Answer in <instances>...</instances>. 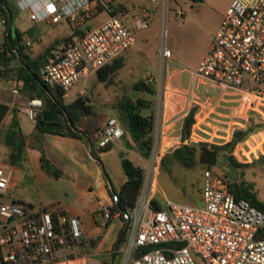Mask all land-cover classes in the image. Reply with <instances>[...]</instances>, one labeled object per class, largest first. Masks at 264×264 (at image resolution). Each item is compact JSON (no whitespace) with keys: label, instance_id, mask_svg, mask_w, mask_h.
Returning a JSON list of instances; mask_svg holds the SVG:
<instances>
[{"label":"built area","instance_id":"built-area-1","mask_svg":"<svg viewBox=\"0 0 264 264\" xmlns=\"http://www.w3.org/2000/svg\"><path fill=\"white\" fill-rule=\"evenodd\" d=\"M162 1L167 6V0ZM15 4L28 10L33 21L46 19L52 23L69 18L81 25L100 8L106 7L110 12L104 21L86 29L83 35L68 39L48 52L39 74L52 87L66 90L135 41L132 29L114 11L111 0H15ZM0 5L4 6L3 0ZM150 10L151 7H145L135 17V27L149 25ZM177 13L181 16L183 11L177 9ZM3 25L6 18L0 10V51L3 50ZM165 33L166 28L164 36ZM160 60L165 73L160 89L163 93L169 91L185 97L184 115L194 105L203 103L205 96L195 91L203 83L206 88L217 90L218 98L226 94L234 96L226 114L229 139L235 130L247 129L250 122L264 120V0L229 1L209 47L197 69L191 71L187 90L180 91L165 83L166 76L182 66L173 64V52L164 37ZM6 75L10 91L19 93L23 80L12 70ZM10 105L14 107L15 103ZM42 107V98L33 96L21 109L35 124ZM199 115L200 109H197L193 124L198 122ZM253 116L259 119L251 118ZM260 132L262 130L258 131L261 135ZM123 133L119 118L110 115L98 131L96 145L111 144ZM246 136L253 134L248 132ZM160 150V145L154 144V161L159 152L162 153ZM151 180L147 175L144 177L136 206L131 214L125 213L129 236L124 248V264H199L198 260L201 264H264V211L247 198L236 197L221 174L204 169L201 206L171 198L162 207L152 206V195L148 193ZM12 185V165L0 162V195L7 194ZM104 215H109L108 209ZM61 221L65 225L56 228L49 209H33L22 200H0V245L6 247L5 252L0 250L1 262L46 264L76 253L82 243L80 220L74 214L63 212ZM143 246L148 248L135 254L136 249Z\"/></svg>","mask_w":264,"mask_h":264},{"label":"rangeland","instance_id":"rangeland-1","mask_svg":"<svg viewBox=\"0 0 264 264\" xmlns=\"http://www.w3.org/2000/svg\"><path fill=\"white\" fill-rule=\"evenodd\" d=\"M7 1L10 4L12 12L10 21L13 35L14 28H18L22 32L23 40L31 41L33 52L43 50L51 45H56L55 43L57 42L54 37L60 39L63 35H66L69 30H73L72 23L66 18H62L59 23L54 25L48 23L46 19L33 21L29 18L28 10L20 9L15 4V0ZM118 1L124 4L125 10L117 6L114 11L118 9L116 13L132 29L135 35V41L121 52L124 58V65L107 81H99L96 78L95 71L90 72L66 89L63 100L69 103L79 95L86 97V102L92 105L95 112L88 114L83 119L82 124L89 130H96V124L102 121L104 122L106 120V115H113L120 118L119 111L114 105L122 97L128 95L136 97L141 95L150 99L151 107L146 111H152L155 115L154 126L151 130L154 138L153 146L154 144L162 142L163 147L160 150L162 153L159 152L156 159L157 161H154L152 150L150 155L145 158L139 152L137 142L131 139L130 156L143 167L144 177L147 175V178L151 180L156 176V187L153 196L163 205L167 199L171 198L191 205L201 206L203 204V197L200 190L201 181L200 188L192 184L194 176L202 179L203 169H201L199 165L196 171L173 165L170 174L165 167L161 168V158L164 154L182 141L181 130L183 120L181 124L180 122L175 123L170 136L164 137L163 140L159 137L160 105L165 95L160 89V84L165 77L163 71L164 65H162V61L160 60V48L164 37L165 43L173 52V64L182 66L171 78V84L178 85L182 88L188 87L191 82V71L197 69L224 14L226 0H167V6L162 2L159 7L151 8L150 23L147 27L143 28L135 27L133 18L139 15L141 7L146 1ZM177 9L183 11L181 16L177 13ZM109 13L106 7L100 8L88 16L86 24L89 28H92L108 17ZM5 27L6 25L2 26V31ZM164 28H166L165 36ZM139 79H144L145 82L153 84L156 91L154 93H149L143 89H134L133 84ZM195 91L205 96L203 97L204 100L212 98V103H208L211 104L210 108L205 107L204 111L201 112L198 124H193L196 133H191V136L185 138L183 141L205 140L214 144H224L229 138L227 131L229 122H226L229 120V117L220 115L212 108L213 102L218 98L219 92L217 90L213 91L211 88H206L203 83H201ZM166 94H168V99L172 104H177L178 106L179 103H182V101H177V95H169V91H167ZM218 110L221 111L220 108H218ZM178 114L179 113H176L175 116ZM224 119L226 121H224ZM5 124L6 121L0 127L1 163L5 158L4 153L6 151V146L1 141ZM199 125L202 126L205 131H201L197 127ZM20 126L22 130H27L31 128L32 125L25 118L21 117ZM100 127L96 130V134L93 133L95 136L93 141L94 155L98 154L96 136L98 135ZM248 127L251 128L250 133L253 134V137L246 136L247 141L242 140L241 143L237 144V147H241L248 155L243 153L241 149L237 151V154L232 152L237 161L246 163L236 164L230 162L223 155V152L226 154L229 152V148H221L219 149V156L211 168L219 173L226 172V176L230 178L240 179L244 177L252 183L257 198L264 202V122L260 120L252 121ZM259 130H262L261 135L258 133ZM200 135L204 138H200ZM249 149H251V151H249ZM120 152L121 151L118 153L121 157ZM153 162L155 166H153ZM25 165L26 161L23 158L17 161L16 164L13 165L15 167L14 174L18 175V169H16L18 166ZM19 190L26 192L32 197L38 192L31 178L25 176L21 179L19 184H16L14 189L7 194L0 195V200L10 202L13 198L18 196ZM152 190L153 183L149 185L148 193H151ZM33 203V205L30 204L31 207L33 209H38V203ZM117 220L118 218L114 220V222ZM128 236L129 232H126V239ZM126 239L122 241L119 246L117 245L118 247L121 246V249L115 247L114 251L111 250L107 252L104 250L105 246H103L101 247V252H97V245L93 244L88 246L90 255L83 257L82 260L74 259L79 253L77 251L69 256V260L64 261L63 259H59L52 264H101L103 259L107 260L108 264H124ZM0 250L5 252L6 247L0 245ZM198 263L201 264V261L198 260Z\"/></svg>","mask_w":264,"mask_h":264},{"label":"trees","instance_id":"trees-1","mask_svg":"<svg viewBox=\"0 0 264 264\" xmlns=\"http://www.w3.org/2000/svg\"><path fill=\"white\" fill-rule=\"evenodd\" d=\"M3 3L4 6L0 5V10L5 15L7 25L9 23L8 10L10 11V14L12 12L8 1L3 0ZM77 32L79 35L84 34V30L82 28H78ZM2 45L3 50L0 51V73L6 74L8 71L12 70L23 80L24 90H28L32 95L42 98L43 108H54L59 114L58 120L51 121L43 119L41 112H39L34 127L42 132L66 134L84 138L85 140L87 139V136L89 137L92 145V152H94L93 141L95 136L93 131L84 127L82 124L83 119L88 114L95 112L92 105L86 102L87 98L79 95L69 103L64 102L63 96L66 90L60 87L50 86L41 78L39 74V68L43 63V57L45 54L42 53L36 56H31L27 51V45L23 42L22 32L18 28H14V35L12 33V27L8 29L7 33H3ZM123 65L124 58L121 54H119L110 62H107L95 70L96 78L99 81H107ZM133 87L134 89H143L149 93H154L156 91L155 86L151 83L145 82L144 79L135 81ZM114 106L119 111V120L121 119L120 122L124 127L123 137L137 142L139 152L143 157L147 158L151 153L154 139L151 130L154 126L155 115L152 111H146L151 107V100L141 95L136 97L128 95L119 99ZM196 108V105H194L184 116L181 130L182 141L164 154L161 158V168L165 167L169 174L171 173L173 165L194 171H196L199 165L203 171L206 168L212 170L211 166L216 162L220 153L219 149L221 148H229V152L227 154L223 152V155L230 162L236 164L246 163L237 161L232 152L236 143L244 138L248 132H250L251 128L249 127L251 126L244 130H235L232 138L224 144H214L205 140H190L188 142L183 141L185 138L190 136L192 124L195 121ZM5 121L6 124L5 127H3L1 139L2 143L6 146L4 159L11 164H15L25 155L27 146L26 135L22 131L19 124L16 109L10 108L4 102H0V127L5 123ZM109 146L110 144H107L104 147H99V149L105 150L109 148ZM40 150V160L43 168L47 172L57 175L58 168L45 155L42 147H40ZM120 154L126 179L121 184L119 190L116 191L117 199L113 200L112 205L108 207L109 215L102 224L103 227L108 226L114 213H117L118 217L123 221V224L119 229L117 239L113 245V249L117 247L118 239V246L126 239V233L123 234L126 225L125 213L130 214L136 206L138 193L144 183L143 167L131 159L124 151H121ZM225 173L219 174L225 177L230 190L236 197H245L253 205L264 211V202L257 198L256 192L250 181L246 180L244 177H241L240 179L230 178L229 176H226ZM200 181L202 183V179L200 177L194 176V179L192 180L193 186L199 187ZM150 203L154 207H162L163 205L155 196L151 198ZM62 214L63 212L52 213L53 222L56 228H60L65 225V223L61 221ZM98 222L100 221L98 220ZM100 237L101 234H98L92 239V241L95 242ZM179 243L182 244L183 242ZM147 248L148 246H143L136 249L135 254H138ZM0 264H3L1 260ZM103 264H108L107 260H104Z\"/></svg>","mask_w":264,"mask_h":264},{"label":"crops","instance_id":"crops-1","mask_svg":"<svg viewBox=\"0 0 264 264\" xmlns=\"http://www.w3.org/2000/svg\"><path fill=\"white\" fill-rule=\"evenodd\" d=\"M145 1L146 3L142 5L139 15L146 6L151 8L159 7L163 2L162 0ZM229 1L230 0L225 1V9ZM111 6L114 8L119 6L122 7L123 10H125L124 4L120 3V1L118 0H111ZM135 17L133 18V22ZM87 18L88 17L84 19V22L81 25H78L69 18H66L70 23H72L73 30H69L68 33H66V35H63L60 39L54 37L55 41L57 42L55 43L56 45H51L44 48L43 50L33 52L31 41L29 40L30 44H27V40H23V42L27 45V51L31 56H36L38 54L44 53V59L48 52H50V50H52L53 48L62 45L68 39H74L79 36V33L77 32L78 28H82L84 31L86 29H89L88 25L86 24ZM61 20L62 19L53 23L47 20V22L54 25L59 23ZM10 27H8L7 24L3 30V33H7ZM3 33L1 35V39H3ZM178 70L179 69L172 70L170 75L168 77L166 76L165 83L169 87L178 89L180 91L187 90L189 86L186 88H182L178 85H173L170 82L171 78ZM169 95L177 94L170 93ZM33 96L35 95H32L28 90L23 89V85L20 88L19 93H12L10 91L7 75L5 73H0V97L2 102L6 103L10 108L16 109L19 124L20 118L22 117L29 121L32 125L31 128L22 130L26 135L27 143L25 155L23 157V159L26 161V165L18 166L16 168L18 169V175H15V167L13 165H15L16 163L11 164L5 159L2 161V163H8L13 167V185L8 189V192L14 189L16 184H19L21 179L25 176L31 178V180L36 185V190L38 192L34 195V197H32L26 192L19 190L18 196L13 198L12 200H22L31 205L34 204L33 202H36L38 203L37 206L39 208H47L52 213L66 212L68 214H74L78 216L83 229V234L82 243L77 249L79 253L77 254L76 258L72 256L74 257V259L82 260L83 257L90 255L88 246L93 244L97 245V252H101V247L103 246H105L104 250H106L107 252H110L111 250L114 251L113 245L117 239V235L120 227L123 224V221L119 219L117 213H114L112 215L111 222L104 228L102 224L105 222L106 216L103 214V212H105V210H107L108 207L112 205L114 196L116 195V191L119 190L121 184L126 179V174L122 166L121 157L119 156L118 152L124 151L131 159H133L130 156L129 152L132 144L131 140H128L121 136L113 143H111L109 148L105 150H100L97 146L98 154L94 155V153L92 152L90 139L87 136V139L85 140L84 138L66 134L39 131L34 127V123H32L28 119L25 112L21 109L28 98ZM177 96V101H182V103H179L178 106L177 104L171 103V101L168 99V94L166 93L160 105L161 111L159 117L158 135L162 140L164 139V137L170 136L175 123L180 122L181 124L185 116L182 112L185 97L181 95ZM233 98L234 96L228 94L224 95L223 98H216V101L213 102L212 108H214L215 111L220 115L226 116L229 111V106L233 104ZM211 101L212 98L205 99L200 106L196 105V110L200 109V115L198 119L200 118L201 112L204 111L205 107L210 108L211 104L208 103H212ZM12 102L15 103L14 107L10 105ZM218 108H220L221 111H219ZM176 113L179 114L175 116ZM107 116L108 115H106L105 119L107 118ZM251 118L259 119L257 116H253ZM224 121L226 120L224 119ZM262 121L264 122L263 119ZM102 123L103 121L99 124H96L95 129L97 130L102 125ZM196 124H198V122H196L194 125ZM200 127L205 130L202 126ZM202 129L200 130L203 131ZM96 130H92L94 134H96ZM193 132L195 131L192 124L190 136L191 133L193 134ZM200 138L204 137L200 135ZM245 138L246 137L242 138L237 143H241L242 140L247 141V138ZM230 139L228 138V140ZM237 143L235 147H237ZM158 144L162 149V142ZM40 147L43 148L45 155L58 168L57 175L49 173L43 168L40 160ZM235 147L233 149V152H235L236 154L239 149L242 150L241 147H237L238 149H236L235 151ZM249 151H251V149H249ZM242 152L248 155L245 150H242ZM156 180L157 179L155 176L154 179H152V197L154 195L156 187ZM117 218L118 220L114 222V220H116ZM98 220L100 222H98ZM98 234H101V237L93 242L92 239L95 238ZM116 248L121 249V246H117ZM63 260L67 261L69 260V257ZM104 260L105 259L102 260L101 264H103ZM55 261L57 260L48 262L46 264H52L55 263Z\"/></svg>","mask_w":264,"mask_h":264},{"label":"water","instance_id":"water-1","mask_svg":"<svg viewBox=\"0 0 264 264\" xmlns=\"http://www.w3.org/2000/svg\"><path fill=\"white\" fill-rule=\"evenodd\" d=\"M8 12H9V23H8V27H10V25H11V21H10L11 14H10V11L9 10H8ZM41 116L45 120L56 121V120L59 119V114H58V112L54 108H48V107L42 108V110H41ZM126 230H127V222H126V225H125L123 234L126 233ZM118 243H119V239L117 240V245H118Z\"/></svg>","mask_w":264,"mask_h":264}]
</instances>
